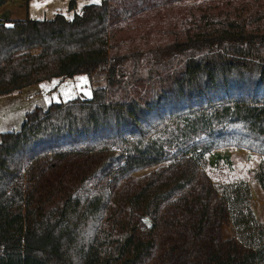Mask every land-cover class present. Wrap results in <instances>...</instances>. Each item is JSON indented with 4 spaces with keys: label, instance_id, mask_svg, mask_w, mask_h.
Wrapping results in <instances>:
<instances>
[{
    "label": "trees",
    "instance_id": "trees-1",
    "mask_svg": "<svg viewBox=\"0 0 264 264\" xmlns=\"http://www.w3.org/2000/svg\"><path fill=\"white\" fill-rule=\"evenodd\" d=\"M161 5L102 0L72 17L0 20V95L98 71L107 81L0 134V264H264L250 185L204 170L231 165L217 150L258 153L264 191V34L221 26L112 52L128 19ZM143 61L161 72L141 77Z\"/></svg>",
    "mask_w": 264,
    "mask_h": 264
},
{
    "label": "rangeland",
    "instance_id": "rangeland-1",
    "mask_svg": "<svg viewBox=\"0 0 264 264\" xmlns=\"http://www.w3.org/2000/svg\"><path fill=\"white\" fill-rule=\"evenodd\" d=\"M102 0H76V8L70 10V0H7L1 12L10 13V21L50 20L57 13L72 17L83 6L100 3ZM127 25L118 31L115 54H128L137 50L149 51L163 48L175 41L183 42L208 29L224 26L248 35L264 34V0H162L158 8L143 11L127 20ZM229 26L231 28H229ZM264 53V52H263ZM183 59L173 61L181 65ZM157 65V64H156ZM143 61L141 77L161 72L158 65ZM168 67V66H167ZM166 67V68H167ZM165 69V68H164ZM106 74L98 71L89 77L77 76L60 81L58 78L27 86L21 92L0 95V134L21 128L25 114L36 107L46 108L52 102L67 101L76 97H91L93 87H105ZM231 159V165L221 162L204 169L215 184L247 182L251 187V207L259 222L264 219V191L255 180L261 156L241 148L217 150ZM167 163H164V165ZM154 168L139 171L135 176L148 174ZM258 199V200H257ZM232 227H224V235L230 237ZM156 263L158 260H155Z\"/></svg>",
    "mask_w": 264,
    "mask_h": 264
},
{
    "label": "crops",
    "instance_id": "crops-1",
    "mask_svg": "<svg viewBox=\"0 0 264 264\" xmlns=\"http://www.w3.org/2000/svg\"><path fill=\"white\" fill-rule=\"evenodd\" d=\"M58 14V13H57ZM63 14V13H62ZM55 17V16H54ZM0 20L4 21L5 23H10L8 21H10V13H6L5 11L4 12H1L0 10ZM27 20H32V19H27ZM13 22V21H12ZM40 51V49H37V50H32L31 52L32 53H38ZM93 76V75H92ZM93 88H97L96 86L93 87ZM25 89V88H24ZM23 89V90H24ZM21 92V91H20Z\"/></svg>",
    "mask_w": 264,
    "mask_h": 264
},
{
    "label": "snow or ice",
    "instance_id": "snow-or-ice-1",
    "mask_svg": "<svg viewBox=\"0 0 264 264\" xmlns=\"http://www.w3.org/2000/svg\"><path fill=\"white\" fill-rule=\"evenodd\" d=\"M97 2H98V0H97Z\"/></svg>",
    "mask_w": 264,
    "mask_h": 264
},
{
    "label": "bare ground",
    "instance_id": "bare-ground-1",
    "mask_svg": "<svg viewBox=\"0 0 264 264\" xmlns=\"http://www.w3.org/2000/svg\"><path fill=\"white\" fill-rule=\"evenodd\" d=\"M258 200V199H257Z\"/></svg>",
    "mask_w": 264,
    "mask_h": 264
}]
</instances>
